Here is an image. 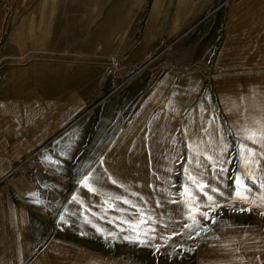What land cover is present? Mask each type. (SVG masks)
I'll return each instance as SVG.
<instances>
[{"label": "rangeland", "instance_id": "374dc122", "mask_svg": "<svg viewBox=\"0 0 264 264\" xmlns=\"http://www.w3.org/2000/svg\"><path fill=\"white\" fill-rule=\"evenodd\" d=\"M223 1L0 0V143L17 142L23 134L29 139L42 130L41 120L32 114L39 101L52 110L74 93L82 101L77 122L62 127L54 138L71 144L75 134L90 135L96 143L89 148L57 147L58 162H47L33 150L40 159L36 174L12 170L30 152L11 165L14 178L25 181L12 184L15 194L6 190L5 195L6 221L17 225L18 241L9 243L17 252L12 262L264 264V215L256 207L242 211L249 205L234 203L232 195V178L245 172L240 145L264 153V145L245 139L247 130L264 127V65H255L264 64V30L257 37L260 41L248 45L254 49L246 58H238L239 52L228 57L239 49L246 32L234 50L223 41L230 30L228 21L239 16L231 13L219 19L215 8ZM168 75L173 80L162 97L150 100ZM183 80L192 82L187 92L179 89ZM133 121L140 122L134 135ZM198 135L205 136V143L216 140L215 147L208 145L214 153L198 147ZM207 156L225 161L228 171L219 183ZM189 157H194L191 163ZM116 159L126 160L124 172L132 176L138 174L132 160L147 159L151 193L120 183L116 175L122 170L110 168ZM161 159L172 168L160 172ZM185 167L192 175L203 173V183L224 193L216 195L221 206L215 211L201 206L191 213L197 225L189 218L195 206L181 195L182 186L195 191ZM89 173L86 184L83 178ZM252 173L257 183L264 178V158ZM103 179L123 193L104 185ZM258 195L254 192L253 198ZM131 196L142 202L131 203ZM124 201L137 210L126 208ZM198 203L206 204V197ZM200 212H208L215 223ZM129 223L136 226L140 239L155 237L151 246L123 239L136 234L127 230ZM155 245H161L159 251Z\"/></svg>", "mask_w": 264, "mask_h": 264}, {"label": "crops", "instance_id": "0c3cea01", "mask_svg": "<svg viewBox=\"0 0 264 264\" xmlns=\"http://www.w3.org/2000/svg\"><path fill=\"white\" fill-rule=\"evenodd\" d=\"M215 9H217L219 19L221 15H223L224 18V16L226 15L228 16V14L231 13L239 14L238 18L236 17L228 21L230 25V30L226 38L224 37L225 34H223V39H224L223 41L228 46H230L229 47L230 49L234 50L239 43V39L242 31H244L248 27L251 28V25L256 22V21L253 22L252 19L254 18L256 20H260L261 18L264 17V0H224L221 4H218ZM71 98L75 99L80 97L76 93H74L71 95L70 99ZM34 106H36V108L41 107L44 110H48L46 106L42 104L40 101L38 102V104ZM80 109L81 108H78L75 113L67 116L62 121V123L56 127L53 126V124L55 123V116L53 114L46 115L44 117L41 114L32 113L37 117H39V120H41L39 126H41L42 130L37 129L36 131H34L35 133L29 136L30 140L26 139L27 137L23 134L22 135L23 139H19L17 142L11 144H3L2 142L0 143V179L5 178L4 180H6L4 184L0 183V264H16V262L14 261L12 262L11 259L17 258L16 248H13V250L11 251V248L9 246V243H15L16 241H18L17 230H16L17 225L16 223H13L12 225L8 224L6 221L8 219V216L6 215L7 203H6L5 195H6V190H8L7 191L8 195L11 193L15 194L16 187L13 188L11 186L12 184L15 185L17 183L24 184L25 181L20 179L18 176L14 178L13 172L10 171L11 165L17 160L20 154L22 155L27 152H32L33 150H38L40 153H42V156L45 155L47 162H58L60 160L59 155L57 154L58 151L56 152L54 150L57 149V147L83 146L89 148L91 146H95L96 143L93 142L90 135L87 138H77V135L75 134L71 144H69L70 141L67 142L68 140L65 141L54 138L55 134L58 131L60 132L62 127H65L69 124L75 126L78 119V117H76V114ZM47 118H50L49 121H46ZM48 124L50 126V129H52V131L48 130L49 129ZM83 161L90 162L91 159L85 158ZM10 218H12L11 215ZM8 225L10 227L9 230L7 228ZM20 239L24 241V239L22 238Z\"/></svg>", "mask_w": 264, "mask_h": 264}, {"label": "snow or ice", "instance_id": "6c2138e0", "mask_svg": "<svg viewBox=\"0 0 264 264\" xmlns=\"http://www.w3.org/2000/svg\"><path fill=\"white\" fill-rule=\"evenodd\" d=\"M248 135H246L245 139L251 141L252 143H260L261 145H264V127L256 128V129H249ZM256 132H260L261 135L258 138L256 136ZM227 145L224 146V148L221 150V155H223V152L226 151ZM241 151L238 153L242 167L245 168L244 173H238L233 179V192L232 195L234 197V203L240 202L245 203L249 205V207L241 209L242 211H251L253 207H256L261 210L260 214L264 215V178L261 179L259 183H257L252 170L260 163L261 158H264V153L258 154L255 149L248 148L245 144L240 145ZM194 159V157H189V163ZM206 160L209 161L211 170L213 172L214 177L217 179L218 183L220 181L221 174L226 173L228 171L227 168L224 167L225 161L224 160H214L211 156L205 157ZM231 163V161H228ZM198 164H200L199 161H197ZM219 165V167H217ZM203 166V165H200ZM185 173L188 174V179L190 180L191 184L194 186L195 191L189 189L187 186L184 187V191L181 193L182 196L185 197V203H187L189 206L194 205L195 207H190V216L189 218L192 220L193 225H197L199 221L196 219L195 215H191L192 212L198 211V209L203 206L207 207L210 211H215L216 208L220 207L221 204L217 202L216 195L223 196L224 193L220 190L219 187L203 183L201 178L203 176V173H197L196 175H192L189 173V170L187 167L184 169ZM245 174H247V178L245 179ZM91 173L88 175H85L83 178L84 183H88L90 179ZM247 180H251L252 184H248ZM113 183H116L115 180L112 181ZM255 185V187H254ZM207 188L208 191H205L204 189ZM259 193V195L256 198H253V193ZM201 196L206 197L207 203L201 205L198 203ZM75 199V197H73ZM125 203H128V201H124ZM173 203H176L177 201H172ZM36 203H42V201L37 200ZM157 206H159V202H157ZM201 216L204 217V219H211L213 223H215V219L209 216L208 212H200ZM61 221H64V217H60ZM146 223V221H144ZM185 227H189L188 225H185ZM128 231L135 232L136 234L134 236H128L125 235L123 237L124 240L128 241L129 243L134 244H140V245H148L151 246V240L155 239V237L150 238L149 240H142L140 239L139 232L136 231V226L129 223ZM203 230V229H202ZM99 231V229H98ZM179 233H173V235H178ZM144 235H147V233H144ZM197 235H199V232H197ZM171 237H169L170 239ZM194 238V237H189ZM161 245H155L156 250L159 251Z\"/></svg>", "mask_w": 264, "mask_h": 264}, {"label": "bare ground", "instance_id": "6f19581e", "mask_svg": "<svg viewBox=\"0 0 264 264\" xmlns=\"http://www.w3.org/2000/svg\"><path fill=\"white\" fill-rule=\"evenodd\" d=\"M247 8V7H246ZM262 17V16H261ZM251 19V18H250ZM248 21V20H247ZM249 30H253L251 34H249ZM262 30H264V19L261 18L260 20L256 21L255 23H253L251 25V28H246L245 29V32H246V35L244 36L243 38V42L241 44V46H239V49L237 51H234L232 52V54H229L228 57H234L236 56L235 54L237 52H239L240 55H238L240 59H244L247 57V55L249 54V50L250 49H254V46H252V48H248V45L250 46L251 44L253 45L254 42H257V41H260V38L257 39V37L259 36L260 32H262ZM248 32V33H247ZM251 35V36H250ZM254 36V38H253ZM252 41V43L250 42ZM238 48V47H237ZM258 50V49H257ZM262 57V56H261ZM256 67L257 66H261V65H264V64H255ZM238 66V65H237ZM235 69V68H234ZM236 70V69H235ZM173 80V76L172 75H168L167 77H165L160 83L159 85L153 90V92L151 93L150 95V100H158L160 99V97H162V93L169 87V85L171 84ZM191 84L192 82L190 80H183L179 83V89L180 90H183V91H186L191 87ZM179 96V94H178ZM185 102V101H184ZM82 101L80 98H71L70 100H68L65 105H62L61 107H54L52 108V110H44L43 108L41 107H38V108H35L32 113H35V114H41L43 115L44 117L46 115H51L53 114L55 116V123L53 124V126H59L62 121L67 117L69 116L70 114H73L77 111L78 108H82ZM156 103V102H155ZM180 103V101L178 102ZM13 105L14 107L18 110V102L14 101L13 102ZM181 106V105H180ZM205 107V106H204ZM203 108V107H202ZM206 109V108H205ZM15 110V109H14ZM203 110V109H202ZM6 111L9 112V110L6 108ZM19 111V110H18ZM17 111V112H18ZM200 111H201V108H200ZM197 112V111H196ZM202 112H206V111H201ZM17 114V113H16ZM1 115V114H0ZM2 117V116H1ZM144 117V116H143ZM194 117V116H193ZM197 117V116H196ZM202 119V117H201ZM139 121V120H138ZM138 121H133V134L134 135L139 126H140V122ZM196 121V118H193L192 119V122L195 123ZM212 121V119L210 120ZM8 122V121H7ZM6 122V123H7ZM212 123V122H211ZM213 126V124H211ZM47 127V126H46ZM194 127V126H193ZM54 128V127H52ZM195 128V127H194ZM48 129V128H47ZM52 130V129H51ZM199 136V139L202 140L200 142V144L198 145V147H202L205 151L209 152V153H214V149H209L208 148V145L212 146V147H215V139L211 138L210 140V143H205V136L203 135H198ZM211 136V134H210ZM214 136V135H213ZM216 136V134H215ZM169 136H166V139H168ZM210 138V137H208ZM217 138V137H216ZM36 139V138H35ZM207 139V138H206ZM208 141V139L206 140ZM119 144V142L117 143V145ZM197 144V143H196ZM128 145V143H127ZM177 145V143H175V146ZM162 146V145H161ZM118 147V146H117ZM122 147V145H121ZM164 147V146H162ZM166 147V145H165ZM119 148V147H118ZM127 148H124V150H126ZM158 151V150H157ZM160 151H163V154H165V150H160ZM169 152V151H168ZM166 152V153H168ZM158 153V152H157ZM170 155V153H168ZM174 154V153H173ZM164 156V155H163ZM165 157V156H164ZM156 160V159H155ZM154 161V160H153ZM172 162V159L171 157L168 158V162ZM114 162H117L116 164H112L110 166V168L112 170H122V172L117 176L118 180L120 183L126 185V186H129V187H132V188H135V189H140L142 190L143 192H146V193H151L150 190H148V188L150 187V182L148 181V177L149 175L146 174V169L148 168V160L147 159H144L143 162L142 161H137L135 159L132 160L133 162V167L137 170V175H128L127 173L125 174L124 170L128 169V165L126 164V160L125 159H120V160H114ZM155 162V161H154ZM170 162V163H171ZM174 162V161H173ZM158 163V162H157ZM160 163H162V166H157L158 170L160 172H164L166 170H169L172 168V165L170 163H166V162H163V159H161ZM130 166V165H129ZM133 168V170H134ZM14 172H20L19 170H16L15 168L12 169ZM113 172V171H112ZM157 174V173H156ZM155 175V174H153ZM165 175V174H164ZM155 176H153L154 178ZM157 177V176H156ZM167 177V176H166ZM165 176L164 177H161L162 179H165L166 178ZM156 179V178H155ZM103 184L104 185H108V187H110V189H113L115 190L117 193L121 194L123 193V191H121L117 186L115 185H111L109 184L108 180L107 179H103ZM31 185V184H30ZM138 191V190H137ZM139 192V191H138ZM142 192V193H143ZM128 198V197H127ZM129 199V198H128ZM127 199V200H128ZM131 200V203H134V202H137V203H141L142 201H140V198L139 196H131L130 198ZM152 200V199H150ZM129 202V201H128ZM127 205V203H126ZM179 206V205H178ZM126 208H130V210H133V211H136L137 209L132 206V205H127ZM182 216V214H175V217H178L180 218ZM41 246V243H38L37 246H35V250H38V248ZM38 261V260H37Z\"/></svg>", "mask_w": 264, "mask_h": 264}, {"label": "built area", "instance_id": "2783aa9c", "mask_svg": "<svg viewBox=\"0 0 264 264\" xmlns=\"http://www.w3.org/2000/svg\"><path fill=\"white\" fill-rule=\"evenodd\" d=\"M40 159L37 151L26 154L16 165L15 169L20 172L36 174L39 171Z\"/></svg>", "mask_w": 264, "mask_h": 264}]
</instances>
